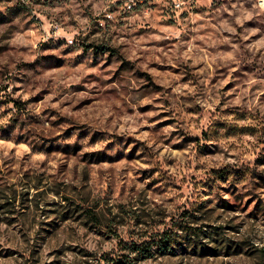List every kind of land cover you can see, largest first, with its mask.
Masks as SVG:
<instances>
[{"label":"rangeland","instance_id":"1","mask_svg":"<svg viewBox=\"0 0 264 264\" xmlns=\"http://www.w3.org/2000/svg\"><path fill=\"white\" fill-rule=\"evenodd\" d=\"M120 259L264 264V0H0V264Z\"/></svg>","mask_w":264,"mask_h":264},{"label":"trees","instance_id":"2","mask_svg":"<svg viewBox=\"0 0 264 264\" xmlns=\"http://www.w3.org/2000/svg\"><path fill=\"white\" fill-rule=\"evenodd\" d=\"M172 243L173 242H172L170 235L166 233H162L161 235L155 237V239H152L151 241L142 242V243H135V242L131 243L130 249H132L133 251H137L142 255H150L153 249H156V250L159 249L161 251L164 249L166 250L168 248H171ZM126 248H127V245H126ZM121 262L122 264L124 263L122 259H120L119 261L115 263L120 264Z\"/></svg>","mask_w":264,"mask_h":264},{"label":"built area","instance_id":"3","mask_svg":"<svg viewBox=\"0 0 264 264\" xmlns=\"http://www.w3.org/2000/svg\"><path fill=\"white\" fill-rule=\"evenodd\" d=\"M181 5V3H176V6H180ZM71 42H73V40H71Z\"/></svg>","mask_w":264,"mask_h":264}]
</instances>
